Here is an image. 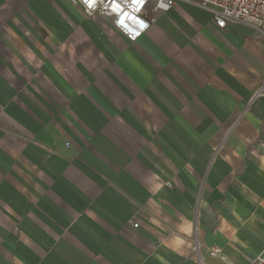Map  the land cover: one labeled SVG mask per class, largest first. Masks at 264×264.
Wrapping results in <instances>:
<instances>
[{"label": "crops", "instance_id": "1", "mask_svg": "<svg viewBox=\"0 0 264 264\" xmlns=\"http://www.w3.org/2000/svg\"><path fill=\"white\" fill-rule=\"evenodd\" d=\"M261 83L262 35L188 0L135 40L75 0H0V264H249Z\"/></svg>", "mask_w": 264, "mask_h": 264}, {"label": "built area", "instance_id": "2", "mask_svg": "<svg viewBox=\"0 0 264 264\" xmlns=\"http://www.w3.org/2000/svg\"><path fill=\"white\" fill-rule=\"evenodd\" d=\"M84 10L91 15H100L108 18L112 25L121 31L129 40L139 38L147 31L151 22L155 21L158 13L168 12L178 0H164L168 4L167 10L157 6V0H145L140 10L133 11L138 5L131 4V0H115L123 11H113V0H96L95 7L87 9L82 0H75ZM211 13L212 20L218 27H224L227 22H241L253 27L264 38V0H188ZM126 13V15H125ZM123 20V24L119 21ZM145 23L146 28L141 29L139 23ZM264 96V83L260 84L253 92L251 100ZM170 185V182H166ZM136 225V223H134ZM195 254L201 262L203 245L195 241ZM210 256H221L225 259L222 249L218 245L206 247ZM249 264H264V246L249 262Z\"/></svg>", "mask_w": 264, "mask_h": 264}, {"label": "rangeland", "instance_id": "3", "mask_svg": "<svg viewBox=\"0 0 264 264\" xmlns=\"http://www.w3.org/2000/svg\"><path fill=\"white\" fill-rule=\"evenodd\" d=\"M261 174H262V181L260 182L261 185L260 194L262 195V199L259 201L256 209L252 211V214L249 217L244 216V218L239 217L236 219L237 223L239 222L241 224L242 233L251 235L255 239L259 238L260 233L261 234L264 233V168ZM195 241H198L196 237L194 238V247H195ZM223 264L225 263L223 262Z\"/></svg>", "mask_w": 264, "mask_h": 264}, {"label": "clouds", "instance_id": "4", "mask_svg": "<svg viewBox=\"0 0 264 264\" xmlns=\"http://www.w3.org/2000/svg\"><path fill=\"white\" fill-rule=\"evenodd\" d=\"M82 2L86 6V10H87V9H92L95 7L96 0H82ZM157 6L165 10H167L168 8V4L165 3L164 0H157ZM113 11H115V5H113ZM119 23L123 24V20H120ZM139 27L141 29H144L147 27V25L145 23H139ZM190 230H191L190 222L182 218L180 223L177 225V231L184 233V234H188ZM170 243L173 245V250H178L179 247L184 244V241L179 236H176V237H173Z\"/></svg>", "mask_w": 264, "mask_h": 264}, {"label": "snow or ice", "instance_id": "5", "mask_svg": "<svg viewBox=\"0 0 264 264\" xmlns=\"http://www.w3.org/2000/svg\"><path fill=\"white\" fill-rule=\"evenodd\" d=\"M113 4L115 5V11H123L121 6L119 4H116L115 3V0H113ZM131 4H134V5H139V6H144L145 4V0H131ZM140 10V7H136L133 9V11H139ZM126 14V13H125Z\"/></svg>", "mask_w": 264, "mask_h": 264}]
</instances>
